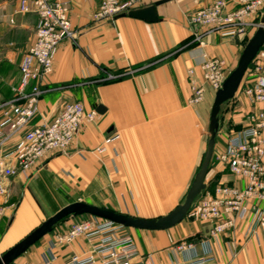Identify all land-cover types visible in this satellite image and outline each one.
Segmentation results:
<instances>
[{
	"label": "crops",
	"instance_id": "obj_1",
	"mask_svg": "<svg viewBox=\"0 0 264 264\" xmlns=\"http://www.w3.org/2000/svg\"><path fill=\"white\" fill-rule=\"evenodd\" d=\"M101 1L68 0L69 19L78 38L75 44L64 42L58 47L52 72L42 83L45 93L33 124L50 122L68 102H80L86 111H96L97 106L104 111L93 123L81 126L65 152L54 154L30 176L6 181L8 193L0 197V254L35 223L41 204L55 198L65 200L64 206L87 203L89 193L104 191L111 194L116 212L156 216L155 202L178 200L201 163L215 91L204 84L203 100L189 104L187 70L193 69L201 82L202 62L216 57L230 73L245 43L217 33L205 35L203 45L192 43L200 29L191 27L189 18L213 0H169L156 7L154 23L130 17L95 20ZM155 1L142 0L139 7ZM226 2L227 10H232L238 0ZM18 3L0 0V102L12 97L11 88L20 80L19 65L38 21L34 14L17 13ZM127 70L136 73L102 81L107 73ZM243 81L233 104L222 113L236 130L252 109L242 96L248 75ZM220 135L200 198L217 184L235 180L218 162L227 134ZM106 138L111 142L104 151H95ZM12 187L20 191L16 201L10 198ZM70 221L59 224L56 232L44 236L13 264H65L71 258L81 261L92 256L96 242L85 236L68 244L56 242V236L74 224ZM212 226V221L198 220L190 212L166 230L116 225L106 235L133 241L138 250L133 261L138 264H264V224L253 233L246 224H238L215 237L210 234Z\"/></svg>",
	"mask_w": 264,
	"mask_h": 264
},
{
	"label": "built area",
	"instance_id": "obj_2",
	"mask_svg": "<svg viewBox=\"0 0 264 264\" xmlns=\"http://www.w3.org/2000/svg\"><path fill=\"white\" fill-rule=\"evenodd\" d=\"M141 2L102 0L94 19L112 22L115 16L139 7ZM263 12L264 0H238L232 10H227L226 0H213L189 18V25L200 29L192 43L203 45V37L210 33L246 43L259 26ZM17 13L34 14L38 21L33 41L19 65L20 80L11 88L12 97L0 102V197L8 193L7 180L18 175L30 176L54 154L65 152L81 126L93 123L97 117L95 110L86 111L82 103L68 102L50 122L33 124L39 115V100L45 93L42 83L52 72L55 53L64 42L75 44L78 32L69 19L68 0H19ZM134 73L136 70L107 73L102 81ZM200 74L201 82L193 69L187 70L189 104L203 100L204 84L218 90L229 71L222 59L205 57ZM245 74L249 81L242 96L252 109L239 130L228 132L225 147L217 155L218 162L235 180L217 184L190 209L198 220L213 222V237L238 224H246L250 233L264 224V44ZM110 142L111 138L104 139L95 151H104V145ZM113 226L116 225L90 217L57 235L59 244L71 243L80 236L96 242L92 256L81 261L71 258L65 264H138L133 261L138 255L133 241L106 235Z\"/></svg>",
	"mask_w": 264,
	"mask_h": 264
},
{
	"label": "water",
	"instance_id": "obj_3",
	"mask_svg": "<svg viewBox=\"0 0 264 264\" xmlns=\"http://www.w3.org/2000/svg\"><path fill=\"white\" fill-rule=\"evenodd\" d=\"M167 1L169 0H158L149 6L131 9L115 16L113 20L119 17H130L149 23L157 22L158 17L156 7L164 4ZM263 44L264 12L260 17L259 26L255 29L251 37L243 46L236 66L227 75L221 87L215 91L209 114L206 149L199 168L195 173L190 187L185 194L184 201L181 204L176 206L172 211L164 216L148 219L142 217H132L82 201L73 202L62 207L52 216L43 221L40 225L31 230L22 239L0 254V264H13L14 261L23 255L31 246L36 244L47 234L51 233L55 225L69 216L78 217L87 215L121 227L148 231H162L180 223L189 213L194 200L205 188L204 180L208 172L209 164L213 154L215 138L219 128V114L221 106L235 96L248 67ZM103 111V107L97 106V113L101 114Z\"/></svg>",
	"mask_w": 264,
	"mask_h": 264
},
{
	"label": "rangeland",
	"instance_id": "obj_4",
	"mask_svg": "<svg viewBox=\"0 0 264 264\" xmlns=\"http://www.w3.org/2000/svg\"><path fill=\"white\" fill-rule=\"evenodd\" d=\"M234 68V67H233ZM232 68V70H233ZM246 75V74H245ZM244 79V78H243ZM241 81L240 85L243 83L244 84V81ZM239 89V88H238ZM234 98L235 96L229 100L228 102L224 103L222 106H221V110H220V114H219V128H218V131H217V134H216V138H215V142L216 140H220L219 138V134H221L220 136H222V134H228L229 131H237L236 128H232L231 125H232V122L230 120H228L226 117L223 119L222 116L225 115L227 113V110L228 108L231 107V105L233 104L234 102ZM223 113V115H222ZM221 129V131H220ZM232 129V130H231ZM239 130V129H238ZM222 132V133H220ZM221 141V140H220ZM205 149H206V141H205V145H204V152H205ZM214 150V148H213ZM203 152V154H204ZM203 157V155H202ZM198 170V169H197ZM196 170V172H197ZM195 172V173H196ZM193 180V179H192ZM190 187V184L187 186V188L185 189L186 191L179 197L178 200H169L168 202H163V201H160V202H155L154 205H159L161 207L156 206V209L154 210L155 213H157L158 215L156 216H153V217H143V218H158V217H161V216H164L166 214H168L170 211H172L176 206H178L179 204H181L183 201H184V197H185V194L188 190V188ZM16 190V191H15ZM11 192V191H10ZM19 189H13L12 187V193H11V199L14 201H16L18 198H19ZM106 192H102V193H89L87 196H85L86 199H88V204H91V203H98V204H101L99 207L101 208H106V209H110V210H113L115 211L112 206L113 204H115V201L112 199L111 200V194L110 196L106 195L105 194ZM202 193V192H201ZM200 193V194H201ZM198 195L197 198L194 200L192 206H194L196 204V202L198 201V199H200V196L201 195ZM77 202V201H76ZM66 203L65 200H61V199H54V200H49V201H46L45 203H42L41 205L43 206H40V208L38 209V216L37 218L35 219V223L33 225L30 226V228L27 230V232L25 233L28 234L31 230H33L35 227H37L38 225H40L43 221H45L48 217L52 216L54 213H56L58 210H60L62 207H64V204ZM71 203V202H70ZM86 203V202H85ZM121 203H125V202H121ZM94 205V204H92ZM98 206V205H96ZM134 208H136V206L134 205ZM192 208V207H191ZM191 211H189L190 213ZM188 213V214H189ZM75 218V219H73ZM90 216H87V215H83V216H78V217H72V216H69L67 218H65L64 220L60 221L57 225H55V227L53 228L52 232L49 233L47 236H49L50 234L54 233L57 231L58 229V226L59 224H62V222L64 221H67L69 219H71V221L76 224V223H79L80 221L84 220V219H89ZM70 221V222H71ZM73 225V224H72ZM70 225L69 228L72 226ZM68 228V229H69ZM24 235V236H25ZM23 236V237H24ZM22 237V238H23ZM21 238V239H22Z\"/></svg>",
	"mask_w": 264,
	"mask_h": 264
},
{
	"label": "trees",
	"instance_id": "obj_5",
	"mask_svg": "<svg viewBox=\"0 0 264 264\" xmlns=\"http://www.w3.org/2000/svg\"><path fill=\"white\" fill-rule=\"evenodd\" d=\"M243 43H245V41H244ZM183 45H184V44H183ZM183 45H182V46H183Z\"/></svg>",
	"mask_w": 264,
	"mask_h": 264
}]
</instances>
